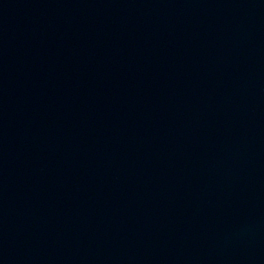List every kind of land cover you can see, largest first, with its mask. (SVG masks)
<instances>
[{
	"label": "water",
	"instance_id": "obj_1",
	"mask_svg": "<svg viewBox=\"0 0 264 264\" xmlns=\"http://www.w3.org/2000/svg\"><path fill=\"white\" fill-rule=\"evenodd\" d=\"M0 264H264V0H0Z\"/></svg>",
	"mask_w": 264,
	"mask_h": 264
}]
</instances>
